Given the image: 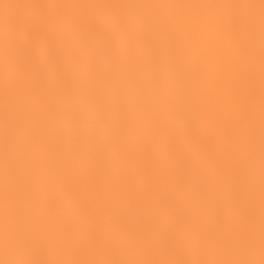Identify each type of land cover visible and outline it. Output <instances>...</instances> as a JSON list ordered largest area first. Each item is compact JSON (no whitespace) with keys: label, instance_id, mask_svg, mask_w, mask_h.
<instances>
[{"label":"snow or ice","instance_id":"obj_1","mask_svg":"<svg viewBox=\"0 0 264 264\" xmlns=\"http://www.w3.org/2000/svg\"><path fill=\"white\" fill-rule=\"evenodd\" d=\"M2 264H264V0H0Z\"/></svg>","mask_w":264,"mask_h":264},{"label":"clouds","instance_id":"obj_2","mask_svg":"<svg viewBox=\"0 0 264 264\" xmlns=\"http://www.w3.org/2000/svg\"><path fill=\"white\" fill-rule=\"evenodd\" d=\"M0 264H2V261H0Z\"/></svg>","mask_w":264,"mask_h":264}]
</instances>
